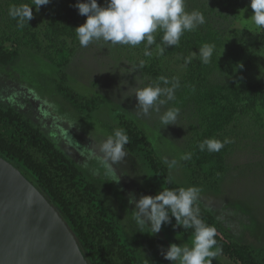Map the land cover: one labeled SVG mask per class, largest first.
I'll return each instance as SVG.
<instances>
[{
	"label": "rangeland",
	"instance_id": "obj_1",
	"mask_svg": "<svg viewBox=\"0 0 264 264\" xmlns=\"http://www.w3.org/2000/svg\"><path fill=\"white\" fill-rule=\"evenodd\" d=\"M13 1L0 0L3 39L0 45L13 55L6 63H0V103L13 106L31 123L40 126L95 184L138 264H172L164 259L162 249L169 244L190 245L193 237L182 236L175 230L174 217L155 235L139 232L148 229H138L132 222L130 212L134 205L128 203V194L133 193L137 199L149 195L151 179L138 153L127 149L129 154L124 162L114 165L119 183L93 175L94 162H90L88 169L81 167L84 148L92 147L89 135L97 136L100 129L111 132L113 128H121V114L147 134L160 159L165 155L178 161L176 168L170 170L175 180L185 188L202 189L199 203L215 216L233 240L264 249V28L252 22L249 0H189L194 8L191 11L203 13L205 20L226 40L218 53L222 68L213 72L209 68L211 62L206 66L200 64L198 54L193 64L185 66L181 56L160 55L155 45L151 48L152 57L143 55V43L130 47L94 41L87 47L81 46L75 28L86 17L74 7L77 0H50L38 10L34 8V0H29L27 4L33 7V15L24 23L27 29L17 24L7 28ZM97 3L104 6L106 0ZM140 60L145 61L141 69L120 73ZM161 75L169 79L177 77L180 81L175 100L161 108V112L171 107L180 109L177 125L164 128L159 113L144 116L138 112L134 95L121 100L122 92L137 86L134 77L138 76L143 86ZM121 81L127 84L118 88ZM232 81L258 85V112L245 116L234 113L226 125L216 129L232 141L224 156L225 170L219 179L211 176L205 180L207 184L192 182L180 157L199 140L208 120L211 124L206 110L203 116L204 104L208 102L205 95L213 91L224 94V84ZM65 87L75 93L81 108H76L60 91ZM191 90L199 96H189L186 92ZM215 108L218 111L220 104H215ZM218 116L221 120L228 117ZM212 264L240 263L219 254Z\"/></svg>",
	"mask_w": 264,
	"mask_h": 264
},
{
	"label": "trees",
	"instance_id": "obj_2",
	"mask_svg": "<svg viewBox=\"0 0 264 264\" xmlns=\"http://www.w3.org/2000/svg\"><path fill=\"white\" fill-rule=\"evenodd\" d=\"M28 1L14 0L13 5L17 6L21 3L28 5ZM188 7L190 10H187ZM191 7V2L186 0V10L191 12L194 9ZM9 22L10 24H6L7 28H13L17 24V20L11 16H9ZM24 28V30L27 29L26 25ZM26 33L28 35V31ZM161 38L162 32H159L157 43ZM225 42L224 37L205 20V23L195 30L185 32L178 46L166 47L163 54H176L183 59L190 55V51L198 54L200 47L205 43L215 44V52L209 67L213 72L222 68L218 53ZM12 56L0 45V63H6ZM200 64L203 63L200 61ZM223 89L224 94L213 91L214 94L207 93L204 97V100L208 102L205 101L203 116L206 110V116L211 118V124L208 120L207 127L202 129V136L190 145L188 153H191V159L183 161L192 182L206 183L205 180L211 176L212 179H219L221 172L225 170L224 156L231 147V143H227L219 152H209L207 149L201 151L200 144L206 139H217L223 142L227 135L216 132V129L226 125L232 118V114L245 116L250 112H258L256 104L259 99V87L254 82L232 81L224 84ZM60 91L76 108H81V106L78 107L79 101L72 90L65 87L60 88ZM186 93L194 98L199 96L196 92L192 93V90ZM217 95L220 96L217 97ZM215 104H220L218 111ZM218 114L228 117L221 120ZM203 121L205 122V117ZM119 125L129 136V144L125 147L130 152L138 153L151 173L149 195H155L165 188L184 187L175 180L168 167L156 154L147 134L138 129L133 120L121 114ZM0 155L15 162L48 192L84 244L93 264H138L133 252L123 241L118 225L112 217L110 206L104 203L95 184L40 126L31 123L28 117L13 106L2 103H0ZM199 207L200 218L216 229L217 247L222 249L220 254L240 264H264V249L233 240L210 211L200 203ZM174 223L175 230L179 234L193 237V229H183L176 225L175 220Z\"/></svg>",
	"mask_w": 264,
	"mask_h": 264
},
{
	"label": "clouds",
	"instance_id": "obj_3",
	"mask_svg": "<svg viewBox=\"0 0 264 264\" xmlns=\"http://www.w3.org/2000/svg\"><path fill=\"white\" fill-rule=\"evenodd\" d=\"M49 2L50 0H34V8L38 10ZM249 6L253 10L252 22L258 28H264V0H249ZM74 7L78 14L86 17L85 22L75 28L81 46L87 47L94 41L130 47L143 43L145 57H152L153 45L157 53L163 55L166 47L179 45L185 32L193 31L205 23L203 13L186 10V0H106L104 6L99 5L97 0H77ZM32 8L28 5H14L9 10V15L22 28L32 18ZM158 31L162 32L159 43L155 35ZM215 48V44L208 43L200 47L198 56L203 64L211 62ZM196 56L197 53L192 52L184 57V65L191 63ZM144 63L145 61L140 60L138 64H130L129 69L120 73L123 75L126 71L131 73L137 68L141 69ZM134 79L137 86L122 92L121 100L134 95L139 113L144 116L151 112L159 113L162 128L177 125L180 109L171 107L161 112V108L175 100V92L180 87L179 78L169 79L161 75L143 86H140L138 76ZM126 84V81H121L117 87ZM89 137L92 147L84 148L86 153L80 162L81 167L88 169L90 162H94L95 167L91 169L93 175L103 176L107 182L119 183L120 176L117 175L114 165L123 163L129 154L125 147L129 144L126 130L120 127L113 128L111 132L100 129L97 136ZM231 142L227 138L223 142L206 139L199 147L201 151L207 149L209 152H219L225 144ZM180 159H191V153L183 154ZM161 160L169 170L175 169L178 163L176 159L169 160L165 155L161 156ZM201 192V188L190 186L165 188L155 195H141L138 199L133 193L128 194V203L134 205V210L130 212L132 222L138 229H148V232L137 231L155 235L161 231L162 225L171 223V217L175 218L177 226L194 230L190 245L169 244L166 249H162L164 259L172 264H212V259H216L222 252L217 247L215 227L207 225L200 218Z\"/></svg>",
	"mask_w": 264,
	"mask_h": 264
},
{
	"label": "water",
	"instance_id": "obj_4",
	"mask_svg": "<svg viewBox=\"0 0 264 264\" xmlns=\"http://www.w3.org/2000/svg\"><path fill=\"white\" fill-rule=\"evenodd\" d=\"M0 264H93L48 192L1 155Z\"/></svg>",
	"mask_w": 264,
	"mask_h": 264
}]
</instances>
